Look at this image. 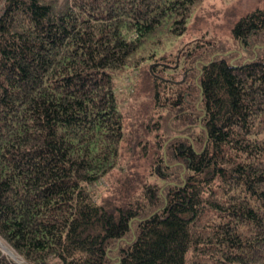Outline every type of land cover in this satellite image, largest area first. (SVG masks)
I'll return each mask as SVG.
<instances>
[{
	"label": "trees",
	"instance_id": "16d2710c",
	"mask_svg": "<svg viewBox=\"0 0 264 264\" xmlns=\"http://www.w3.org/2000/svg\"><path fill=\"white\" fill-rule=\"evenodd\" d=\"M200 1L0 0V238L25 264H264V7L232 45H173Z\"/></svg>",
	"mask_w": 264,
	"mask_h": 264
},
{
	"label": "rangeland",
	"instance_id": "374dc122",
	"mask_svg": "<svg viewBox=\"0 0 264 264\" xmlns=\"http://www.w3.org/2000/svg\"><path fill=\"white\" fill-rule=\"evenodd\" d=\"M257 7H264V0H201L195 5L191 13L186 33L177 38L173 45L185 46L187 43L195 44L198 41L209 39L224 46L232 45V26L237 19ZM175 40V39H174ZM16 256L0 249L17 264H25L22 258L1 238Z\"/></svg>",
	"mask_w": 264,
	"mask_h": 264
},
{
	"label": "bare ground",
	"instance_id": "6f19581e",
	"mask_svg": "<svg viewBox=\"0 0 264 264\" xmlns=\"http://www.w3.org/2000/svg\"><path fill=\"white\" fill-rule=\"evenodd\" d=\"M0 245L3 247V249L5 250V251H8L9 253H11L12 255H14V256H16L15 255V253L6 245V244H4V242H2L1 240H0Z\"/></svg>",
	"mask_w": 264,
	"mask_h": 264
}]
</instances>
